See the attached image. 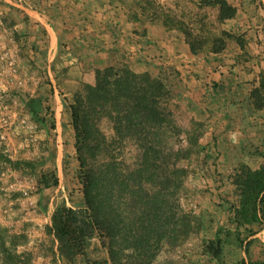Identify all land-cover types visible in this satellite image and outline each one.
I'll return each mask as SVG.
<instances>
[{
  "label": "rangeland",
  "instance_id": "1",
  "mask_svg": "<svg viewBox=\"0 0 264 264\" xmlns=\"http://www.w3.org/2000/svg\"><path fill=\"white\" fill-rule=\"evenodd\" d=\"M144 1L0 0V264H110L97 232L69 263L59 256L47 227L56 206L85 207L69 104L83 83L94 81L96 55L107 39H114L108 31L119 26L131 37L135 29L144 34L142 25L151 23L162 27L164 37L178 38L179 29L166 30L161 18L151 22L149 15L156 10L178 18L181 11L194 9L187 0H151L149 6ZM229 1L238 6L235 18L210 30L241 34L246 39L243 50L234 41L219 54L206 47L185 58L188 63L180 69L165 62L148 70H137L124 59L112 64L161 78L177 106V124L190 129L193 121L201 123L199 143L208 155L206 162L202 155L181 162L189 167L187 178L171 197L167 191L162 194L173 217L168 225L161 223L166 232L151 264H236L264 258V224L235 229L229 210L235 200L229 174L239 166L255 169L264 162V109L255 110L248 99L251 86L264 79V0ZM133 13L140 22L130 21ZM213 18L214 11L208 10L204 19L211 23ZM96 123L99 130L93 136L104 135L106 147L124 168L118 171L126 175L133 168V148L112 144L106 118ZM183 139L175 144H185ZM123 187L117 185L121 198ZM185 212L197 217L200 228L183 236L185 221L180 218ZM217 229L223 241L214 258L203 249ZM225 230L231 231L228 237ZM125 254L124 249V263Z\"/></svg>",
  "mask_w": 264,
  "mask_h": 264
},
{
  "label": "trees",
  "instance_id": "2",
  "mask_svg": "<svg viewBox=\"0 0 264 264\" xmlns=\"http://www.w3.org/2000/svg\"><path fill=\"white\" fill-rule=\"evenodd\" d=\"M187 1L193 11L191 8L186 13L181 11L176 18V15L160 14L154 10L149 15L150 21L156 22L161 18L166 30L179 29V36L194 55L206 47L213 54L222 53L231 41L242 50L245 48L246 39L241 34L226 29L216 34L210 30L212 25L234 19L238 13L236 4L229 0ZM143 3L149 6L153 2L146 0ZM208 10L214 11L211 23L204 19ZM139 18L134 14L130 21L138 23L141 21ZM170 21L174 24L170 25ZM94 72V81L83 83L69 104L85 207L56 206L47 229L57 240L58 254L66 262L72 263L84 252L86 238L95 231L102 238L110 264H151L158 241L166 232V229L160 230L161 223L168 225L173 217L171 209L162 204V194L167 191L171 197L187 178L189 167L181 162L201 155L206 162V147L199 143L202 131L198 126L201 123L193 121L190 129H182L174 117L177 106L169 87L148 71L137 72L122 64L96 68ZM248 99L255 110L264 109L263 77L251 86ZM101 118L110 123L114 146L134 150L133 168L127 170L126 175L118 171L124 168L120 159L106 147L104 135L99 132L98 136H93L99 130L96 122ZM53 125L54 121L51 122ZM182 137L186 143L176 145L175 140ZM229 178L235 194V200L229 205L235 229L251 223L264 224V162L255 169L239 166L229 174ZM53 179L57 184L55 174ZM120 184L124 186L122 198L121 190L117 189ZM180 219L185 221L183 236L200 228L197 217L191 218L187 212ZM190 222L198 223V227L188 228ZM174 230L173 227L168 231ZM219 232L217 229L215 237L208 239L203 249L214 258L221 253L223 239ZM223 232L225 236L231 234L230 230ZM250 234H253L251 230ZM238 240L242 245L239 237ZM249 244L250 241H246L245 245ZM124 249L125 263L120 257ZM86 264L98 262L87 261ZM236 264H264V258L241 259Z\"/></svg>",
  "mask_w": 264,
  "mask_h": 264
},
{
  "label": "crops",
  "instance_id": "3",
  "mask_svg": "<svg viewBox=\"0 0 264 264\" xmlns=\"http://www.w3.org/2000/svg\"><path fill=\"white\" fill-rule=\"evenodd\" d=\"M157 25L144 23L142 28L145 29V33H133L131 37L126 36L121 27L112 26L108 35L120 39L105 41L96 55V68L112 65L121 59L129 61L137 70H148L151 65L160 62L172 64L178 69L187 65L188 61L184 64V59L189 60L196 55L190 53L188 45L181 37L171 39L164 37L162 27Z\"/></svg>",
  "mask_w": 264,
  "mask_h": 264
}]
</instances>
